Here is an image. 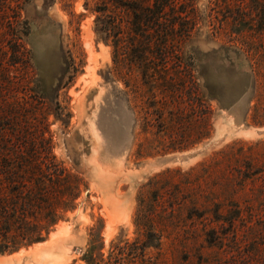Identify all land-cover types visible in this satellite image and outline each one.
I'll list each match as a JSON object with an SVG mask.
<instances>
[{
  "label": "rangeland",
  "instance_id": "1",
  "mask_svg": "<svg viewBox=\"0 0 264 264\" xmlns=\"http://www.w3.org/2000/svg\"><path fill=\"white\" fill-rule=\"evenodd\" d=\"M182 1L190 38L142 43L95 32L107 1L0 0V138L49 140L78 183L0 264H85L149 234L153 264H264V0Z\"/></svg>",
  "mask_w": 264,
  "mask_h": 264
},
{
  "label": "trees",
  "instance_id": "2",
  "mask_svg": "<svg viewBox=\"0 0 264 264\" xmlns=\"http://www.w3.org/2000/svg\"><path fill=\"white\" fill-rule=\"evenodd\" d=\"M103 1H107V8L95 10L101 14L96 17L95 32L107 40L165 43L191 36L194 20L190 19L191 11L180 8L186 5L182 0ZM161 47L156 53L160 60L166 55V47ZM1 140L0 255L44 241L63 216L73 210L78 197L76 176L56 162L49 151V140H44L46 151L35 150L34 143L11 134L1 133ZM150 238L155 239L149 234V240L138 249L114 248L106 256L100 249H91L83 259L85 264H153L145 252Z\"/></svg>",
  "mask_w": 264,
  "mask_h": 264
},
{
  "label": "bare ground",
  "instance_id": "3",
  "mask_svg": "<svg viewBox=\"0 0 264 264\" xmlns=\"http://www.w3.org/2000/svg\"><path fill=\"white\" fill-rule=\"evenodd\" d=\"M59 229H61V228L59 227ZM59 229H58V230H59ZM52 234H53V233H52ZM37 245H38V247H39V244H37ZM34 247H35V246H34ZM36 249H37V248H36ZM20 253H21V251H20Z\"/></svg>",
  "mask_w": 264,
  "mask_h": 264
}]
</instances>
